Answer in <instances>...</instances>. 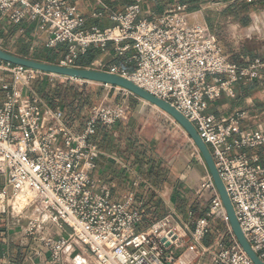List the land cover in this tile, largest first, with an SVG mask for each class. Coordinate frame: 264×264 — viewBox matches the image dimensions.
<instances>
[{
  "label": "built area",
  "instance_id": "obj_1",
  "mask_svg": "<svg viewBox=\"0 0 264 264\" xmlns=\"http://www.w3.org/2000/svg\"><path fill=\"white\" fill-rule=\"evenodd\" d=\"M184 8L140 19L137 0L109 13L111 27L85 30L76 9L67 7L64 0H0V24L37 22V32L48 35V48L67 44L66 54L56 64L61 67H75L76 59L90 47L104 50L112 44L120 56L131 49L134 54L129 63L136 67L129 76L119 73L116 66L103 72L136 81L193 125L211 153L244 238L264 262V165H257L258 157L241 152L264 148V111L255 118L246 110L229 117L207 113L208 102L218 100L222 92L233 97L232 87L260 79L264 57L244 66L231 64L216 33L206 25L189 24ZM255 29L256 23L248 32ZM125 42L131 44L122 46ZM41 77L58 86L82 88L89 83L0 61V216L16 226L21 212L16 213L11 203L20 193L30 192L34 198L25 208L48 213L61 227L66 226L70 230L67 245H72L67 255L66 243L55 241L47 229L39 239L44 251L35 247L25 252L23 263L36 264L40 254H49V264H72L86 254L97 264H201L207 255L212 264H253L231 230L198 149L171 116L127 90L102 84L113 89L118 99L102 98L90 108L84 130L74 133L63 109L49 107L32 90V83ZM131 98L142 102L149 111L147 118L154 120L160 132L181 133L192 149L189 161L196 160L203 168V175L191 177V190L199 206L224 226L213 245L202 242L212 230L210 219L198 217L191 230L168 212L146 230L137 231L143 213L129 211L130 197L113 201L109 187L95 190L97 182L91 174L100 151L92 139L99 128L111 129L116 122L132 118ZM251 120L256 124L250 125ZM170 139L162 135V140ZM44 226L41 220H30L29 230L45 231Z\"/></svg>",
  "mask_w": 264,
  "mask_h": 264
},
{
  "label": "crops",
  "instance_id": "obj_2",
  "mask_svg": "<svg viewBox=\"0 0 264 264\" xmlns=\"http://www.w3.org/2000/svg\"><path fill=\"white\" fill-rule=\"evenodd\" d=\"M64 1L67 7L76 9V14L84 22L83 29L88 30L92 27L100 29L111 27L113 24L109 20V13L122 11L137 0ZM181 7H185L182 13L188 16L189 24L206 25L216 33L223 55L231 64L244 66L256 58L264 57V38L250 36L248 32L249 27L262 15L264 0H140L139 18L159 17ZM225 25L231 26L230 30L234 37L230 41L221 42L220 36ZM37 31L35 21L24 22L21 25L0 24V50L16 57L56 65L66 54L67 44L58 45L54 49L48 48L45 43L48 35ZM241 31L245 33L240 34ZM127 43L131 44L125 42L122 46ZM133 54L134 52L129 49L120 56L112 44L104 50L90 47L85 54L76 59L75 67L108 71L116 66L119 73L129 74L136 67L134 62L129 63ZM208 80L210 82L211 78ZM89 84L102 91V96L118 99L113 89L105 88L102 84ZM232 93L233 97L222 92L218 100L209 101L207 113L216 117H229L235 112L246 110L253 118L254 115L257 117L259 112L264 111V71L260 79L240 82L232 87ZM39 96L49 107L63 109L66 124L74 133H81L84 130L90 110L87 97L82 100L77 96L80 101L72 100L67 102V106H63L60 102L52 101L46 94ZM98 96H95V101L98 100ZM130 104L132 112L135 113L134 120L116 122L111 129L99 128L92 139L100 151L91 174V180L97 182L95 190L99 191L102 186L109 187L113 201H124L130 197L129 211L143 213L137 224V231L146 230L168 212L174 213L181 222L188 224L191 230L194 228V220L198 217L210 219L212 229L219 225L221 230L211 241L207 235L202 242L204 246L213 245L224 233V226L210 218L209 213L194 200L191 190L192 179L203 175V168L196 160L184 162L181 157L174 161L161 158L159 154L162 155L164 150L159 132L151 124L137 119V113L144 110V105L137 98H131ZM249 123L255 125L256 121L251 120ZM241 152L258 157L257 165H264V148L243 149ZM47 225L55 230V233H52L47 228L51 232L49 236L55 241L57 238V241L68 243L70 230L66 226L61 227L50 218ZM47 229H44V235ZM23 235L25 233L21 228L12 226L8 218L0 216V264H26L23 263L25 251L30 252L36 249L35 247L39 248L37 242L40 240L25 239ZM31 242L34 244L30 245ZM23 245H29L28 249L21 247ZM71 247L69 244L64 251ZM76 260L77 264H87L81 257ZM49 261V254H40L36 264H49ZM201 264H212L210 256L207 255Z\"/></svg>",
  "mask_w": 264,
  "mask_h": 264
},
{
  "label": "water",
  "instance_id": "obj_3",
  "mask_svg": "<svg viewBox=\"0 0 264 264\" xmlns=\"http://www.w3.org/2000/svg\"><path fill=\"white\" fill-rule=\"evenodd\" d=\"M0 61L10 63L16 66H22L25 68L38 70L43 73L55 74L67 78H74L78 80H83L89 83L110 85L114 87H119L124 90L129 91L138 99H141L163 112L171 116L178 125L186 132L189 138L193 141L194 145L198 149L207 170L212 177L215 187L219 193L222 204L226 210L231 230L241 246L242 250L247 254L249 259L253 264H264L262 260L251 250L248 242L244 238V235L240 229L237 222L233 207L225 190V187L221 181V178L215 168V164L208 147L203 143L200 137L197 135L193 125L175 108H173L169 103L153 96L148 91L144 90L140 86L133 83L131 80L123 77L122 75L111 74L108 72L91 70V69H81L77 67H61L55 64H46L41 62H36L29 59H24L20 57L13 56L2 50H0Z\"/></svg>",
  "mask_w": 264,
  "mask_h": 264
},
{
  "label": "rangeland",
  "instance_id": "obj_4",
  "mask_svg": "<svg viewBox=\"0 0 264 264\" xmlns=\"http://www.w3.org/2000/svg\"><path fill=\"white\" fill-rule=\"evenodd\" d=\"M256 23V27L257 29L253 30V32H249V35H254L255 37H263L264 38V11L262 12V15L260 17H258V19L255 21ZM231 26L228 25V26H223V34L220 36V41H230L231 39H233L234 36L233 35V32L230 30ZM232 29V28H231ZM238 32V31H237ZM245 31H241L240 34H244ZM224 43V42H223ZM132 72H130L129 74H127V76H129ZM48 79L46 77H41L39 78L38 80H36L35 82L32 83L31 85V88L32 90L35 91V87L37 85L40 86V89L44 92V94L48 95V97L52 100V101H55V102H60L63 104V106H67V102H70L72 100L74 101H80L79 98H81L82 100L87 97L89 99V102H88V107L91 108L97 104H99L101 102V96H102V91H99L97 89V87L95 86H91V84H85L86 87H83L82 88V91H80V88L79 87H74V86H70L68 84H64V85H52L50 83H48ZM98 96V100L95 101V96ZM77 96H80L79 98H77ZM103 99H108L109 101H112L111 99V96H102ZM94 99V100H93ZM93 100L91 103L90 101ZM94 104V105H93ZM148 110L147 109H142V110H139L138 113H137V119L141 120V122L143 123H146V124H151L158 132L159 134L161 133L163 136L166 135V137L168 136H171L173 137V139H170L169 140H162V135L160 134V137H161V143H162V150H164L162 152V155L161 153L159 154V156L163 159H166L167 161L171 160L172 157H174L175 155H179V157H181L184 162L189 160L191 158V147L188 143H186L185 141V137L179 133V132H176V131H172V130H169L168 132L166 133H162L160 132V130L158 129L159 127L154 125V120L152 119H148L147 116H148ZM133 116H132V120H134V116H135V113L132 112ZM130 119V120H131ZM148 119V121L146 120ZM129 120V121H130ZM128 121V122H129ZM30 196L32 198H30L31 200L34 198V195H32L30 193ZM16 200V198L14 199V201ZM27 201V203H25V206L29 204V202L31 201ZM14 201L12 203V206H13V209H14ZM24 206V208H25ZM23 208V209H24ZM15 212L17 213H20L19 214V217L16 219L17 220V223H16V227L17 228H21V230L23 231V233H25L24 238L25 239H29V238H32L33 240L34 239H37L39 240L42 236H43V233L44 231L43 230H38L37 232H33V231H30L29 230V223H30V220H35V219H38V220H41L45 223V227L44 229H49L50 231H52V233H55V230H52L53 228L50 226V225H47L48 221H49V214L48 213H43L41 211H34L33 208H25L24 210H21V211H16L14 209ZM51 221V220H50ZM221 228L219 225H216L215 227H213V229L211 230V232L208 234V239L211 241L212 239H214L218 233L220 232ZM58 239L56 238V241ZM39 243L38 246L39 248L38 249H43L44 246H43V243L42 242H37ZM34 242H31L30 245H33ZM68 243H66V245L64 247H67ZM21 247H25V249L27 250L29 245L26 246V245H23ZM71 251V248H68L66 250V254L68 255V253ZM26 252V251H25ZM77 252L72 256V258H74L76 256ZM206 257V256H205ZM203 257L202 260L205 258ZM83 258L84 260L87 261V264H97L96 262H94L93 260H91L89 258L88 255L85 254V256L81 257ZM201 260V261H202ZM77 263V260L75 262H72V264H76Z\"/></svg>",
  "mask_w": 264,
  "mask_h": 264
},
{
  "label": "bare ground",
  "instance_id": "obj_5",
  "mask_svg": "<svg viewBox=\"0 0 264 264\" xmlns=\"http://www.w3.org/2000/svg\"><path fill=\"white\" fill-rule=\"evenodd\" d=\"M131 80V79H130ZM133 83H135L136 84V81H134V80H131ZM32 194V193H31ZM32 195H34V194H32ZM16 198V200L14 201V209L16 210V211H21V210H23V208H24V206H25V203H27V201H29V200H31L30 198H32L31 196H30V192H23V193H20L17 197H15ZM13 203V202H12ZM11 203V204H12ZM12 208H13V206H12ZM13 209V210H14ZM17 213V212H16Z\"/></svg>",
  "mask_w": 264,
  "mask_h": 264
},
{
  "label": "trees",
  "instance_id": "obj_6",
  "mask_svg": "<svg viewBox=\"0 0 264 264\" xmlns=\"http://www.w3.org/2000/svg\"><path fill=\"white\" fill-rule=\"evenodd\" d=\"M35 91H36L39 95L44 96V92L40 89V86H39V85H37V86L35 87Z\"/></svg>",
  "mask_w": 264,
  "mask_h": 264
}]
</instances>
